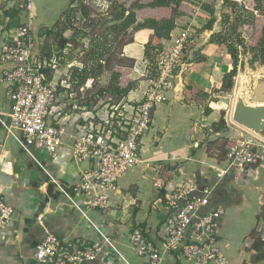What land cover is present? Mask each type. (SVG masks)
Here are the masks:
<instances>
[{
	"label": "crops",
	"instance_id": "0c3cea01",
	"mask_svg": "<svg viewBox=\"0 0 264 264\" xmlns=\"http://www.w3.org/2000/svg\"><path fill=\"white\" fill-rule=\"evenodd\" d=\"M25 3L26 0H0V55L13 43L17 28L36 19L33 5L28 11ZM205 10L196 6L184 22L182 19L176 22L177 31L181 29L180 22L196 31L185 51L184 68L176 71L173 88L167 90L164 100L155 106L150 130L141 140L140 162L119 178L117 190L110 192L111 205L105 211L84 210L82 199L75 198L72 193L71 188L78 182L81 169L92 166V162L77 163L69 146H64L58 150L54 161L50 158V168H46L23 148L21 131L9 127L11 103L6 97V83L1 78L3 72L14 64L0 60V197L13 207L15 214L12 227L0 230V264H30L36 245L50 233L73 246L98 242L101 247L96 257L82 264H146L147 259L131 247L130 235L139 228L154 246L161 245L173 217L166 205L167 192L184 177L199 187L212 190L210 210L223 209L215 234L221 251L230 262L235 264L234 261L248 259L246 257L251 253L260 252L264 236L252 237L251 233L254 229L259 231V225L264 222L262 218L256 219L264 207V164L243 171L227 168L225 156L219 158L206 144L212 138L225 135L214 131L213 125L219 121L220 114L208 99L215 94L214 90L222 83L229 67L222 63V51L218 45L210 41L211 34L218 32L215 24L210 30L203 29L210 17ZM47 11L54 17L52 10ZM143 33H146L147 42L133 40L120 48L116 67L126 78L119 79V85L133 84L120 98L126 103L141 99L147 86L144 67L149 61L145 44L153 34L148 29ZM45 37L42 29L35 55L46 52L48 56L57 52L58 70L45 71L49 80L55 81L57 76L65 79L70 70L72 78L78 80L79 67L71 62L67 63L68 66L62 65L59 61V53L66 47L61 49L58 41L45 47ZM90 79L81 86H90ZM185 86L193 87L188 102L184 99ZM58 90L62 92L63 87L58 85ZM201 95L208 98V104L201 101ZM109 97L113 98L111 94L98 92L94 98L84 96L81 100L80 93H77L70 104L78 100V103L92 107ZM96 98L95 103L86 104V100ZM116 99L115 96L112 101ZM232 132L225 137L236 139L238 143L241 137ZM68 195L74 197L72 201ZM255 240L260 243L258 249L251 248ZM164 261L165 264H188L175 253L164 256Z\"/></svg>",
	"mask_w": 264,
	"mask_h": 264
},
{
	"label": "built area",
	"instance_id": "2783aa9c",
	"mask_svg": "<svg viewBox=\"0 0 264 264\" xmlns=\"http://www.w3.org/2000/svg\"><path fill=\"white\" fill-rule=\"evenodd\" d=\"M25 8L32 10L31 0H26ZM30 31V22L20 25L13 43L0 55L1 62L14 64L1 77L11 103L9 127L21 131V144L33 159L34 151H41L54 161L58 150L69 146L77 163L92 162V166L81 169L72 193L82 199L84 210L105 211L111 205L110 192L117 190L119 178L140 162L141 140L150 130L152 112L164 100L165 92L173 88L176 71L184 68V50L196 31L190 26L181 28L165 46L152 53L154 61L144 67L147 86L141 99L126 103L109 97L92 107L78 100L70 104L77 84L71 70L65 79L57 76L55 81L49 80L45 71L58 70L57 52L32 55ZM58 85L63 87L62 92ZM80 99L84 100L83 94ZM224 159L227 168L238 171L264 164V140L254 135L242 136L226 150ZM211 191L182 178L167 192L166 205L173 217L161 245L154 246L135 228L130 235L133 250L147 259L146 264H165L164 256L172 253L188 264H230L215 235L223 209L203 212ZM81 213L85 215L83 210ZM13 214V207L0 197V230L12 227ZM105 241L109 243L107 238ZM100 247L98 242L73 246L50 233L36 245L30 264H82L94 259Z\"/></svg>",
	"mask_w": 264,
	"mask_h": 264
},
{
	"label": "rangeland",
	"instance_id": "374dc122",
	"mask_svg": "<svg viewBox=\"0 0 264 264\" xmlns=\"http://www.w3.org/2000/svg\"><path fill=\"white\" fill-rule=\"evenodd\" d=\"M231 1H234L236 4H224L223 0H184L181 3L184 15L177 16L178 19L183 20L181 22H184L186 16L193 14L194 7L202 6V9H206L205 12L210 16L209 19L212 17L214 18L213 25L215 24L217 30L224 35L226 34L228 42L238 50L239 61L237 74L233 78V87L230 90L220 92L218 91L220 88L219 85L214 90L215 94L212 95L210 99L201 95V101L207 103L206 98L208 101H212L213 105L216 106V109L219 111L220 116L223 115L225 120V135H222L217 139L212 138L206 143L208 146L210 145L209 148L213 149V152L217 154L219 158L225 156L227 147L237 144L236 139L231 140L229 139L230 137H225L230 134L231 130L240 137L252 136L251 133L231 120L238 76L242 75L246 68L250 71L256 72L264 70V65L259 62H255L253 65L249 64L251 53L249 52L248 46V28L239 29L238 26L232 28V25L238 18L241 20L244 19L246 24L253 22V27H258L259 24L264 26V0ZM73 2L72 9L69 13L63 17L55 27H52L50 33L46 32L44 44L45 47L46 44H55L58 41L59 34L69 40V44L66 45L65 50L59 53V56L61 57L59 61L62 62V65L71 62L79 68L86 67L90 76L94 77L91 83L92 85L90 84L91 87L89 85H84L85 89L83 91L77 90L74 86L73 95L80 93V95L84 94L87 98H94L102 87L109 84L111 73L115 72L119 74V79L126 78V75L122 73L123 71L119 72L116 67L120 59V48L122 44L128 40L141 39L144 40V42H147L145 40L146 33H143L146 29L131 25L127 30L117 32L111 28L112 25L116 24L114 16L120 13L121 7L125 5L128 10H131L134 8L137 0H74ZM254 6L257 8L256 10L253 9L255 8ZM81 11L85 12L86 15ZM171 11L172 10L170 9H165V13H170ZM154 13L155 11H147L144 13V17H149L154 15ZM135 14H137V11ZM227 14L229 17L226 20ZM209 19H207V21ZM142 20V17H137L136 23L141 22ZM181 22V28L188 25L185 26ZM224 22L225 26L223 29L222 23ZM151 38L153 39V37L150 36V41L148 42H153ZM149 53L148 61L151 63L153 61L152 51H149ZM44 54L47 55L46 52ZM72 68H75V66ZM77 77L80 78V75ZM34 155L43 166L50 168L51 162L47 155L41 151H34ZM262 190L264 192V188H262ZM262 210L260 212H262L261 215L264 218V207ZM246 216L247 215L244 214L245 219ZM13 217H15V214H13ZM257 234L258 238L264 236V222H262V225H259V231L254 229L251 236L256 237ZM245 251H247V249ZM246 258L248 259H240L239 263L264 264V244L260 246V252L256 251L251 253L250 256Z\"/></svg>",
	"mask_w": 264,
	"mask_h": 264
},
{
	"label": "trees",
	"instance_id": "16d2710c",
	"mask_svg": "<svg viewBox=\"0 0 264 264\" xmlns=\"http://www.w3.org/2000/svg\"><path fill=\"white\" fill-rule=\"evenodd\" d=\"M73 1L74 0H32L33 9L36 11L37 14L36 19H32L31 22L30 34L33 41L32 55H35V52L37 51V40L40 37V32L42 31V29H44L45 34L46 32L50 33L52 27H55L59 23L60 19L65 17L72 9V5L74 3ZM182 1L184 0H137L134 5V8L131 10H128L125 5L121 7L120 13L114 16L116 24L112 25L111 28L117 32H123L127 30L131 25H135L134 27L150 30L153 34V42H148L145 44V55L146 58L149 60V51L155 53V51L160 50L164 46V43H167L170 40L171 35L177 34L176 26H178V24L176 22L177 20H179L177 16L184 15V10L181 6ZM223 3L234 5L236 4L234 1L231 0H223ZM254 7L255 8L253 9L256 10V6ZM166 8L172 11L170 13H165ZM47 10H52L54 17L50 16ZM136 11L137 14H135ZM147 11H155V13L154 15H151L149 17H144V13ZM83 13L84 15H86L85 12ZM137 17H142L143 20L141 22L136 23ZM228 17L229 16L227 14L226 20ZM245 22L246 21L244 19L241 20L240 18H238L232 25V28L236 26H238L239 29L248 28V46L249 52L251 53V59L249 60V64L253 65L255 62H259L260 64L264 65V26H261L259 24L258 27H253V22L248 24H246ZM213 23L214 18L212 17L205 23L203 29H212ZM224 26L225 22L222 23V28ZM132 41L133 40H128L122 45ZM210 41L218 45L219 49L222 51V63L229 67V71L224 75L218 91L221 92L225 90H230L233 87V78L237 74V67L239 61L238 50L236 47L232 46L228 42L227 35H224L222 34V32L219 31L211 34ZM57 43L58 46L63 49L64 47H66L67 44H69V40L59 34ZM185 51L186 49L184 50L183 59L185 58ZM79 75L80 78L78 77L77 84L75 86L77 88H79L83 84V82H85L86 79H94L93 76H90V73L87 71L86 67H82L80 69V73L77 76ZM119 84V74L113 72L111 73L109 84L98 92H105L107 95L111 94L113 98H115L116 96L117 99L115 102H117L120 100L121 97L125 96L128 90L133 86L131 82H128L125 86H120ZM192 88L193 87L190 86H185L184 88V99L186 102L189 101L188 96L191 95L193 92ZM90 101H93L95 103L97 101V98L86 100V104ZM213 127L215 129L214 131L216 132L225 131V120L223 118V115L220 116L219 121L215 123ZM225 163L227 165V161H225ZM209 203L210 202L208 201V204L205 206L203 212L206 213L211 211ZM260 218L264 219L262 215L258 214V216H256V219L258 220ZM259 245L260 243L255 240L252 243L251 248L258 249ZM234 263L240 264L237 261H234ZM230 264H233L232 261L230 262Z\"/></svg>",
	"mask_w": 264,
	"mask_h": 264
},
{
	"label": "water",
	"instance_id": "95a60500",
	"mask_svg": "<svg viewBox=\"0 0 264 264\" xmlns=\"http://www.w3.org/2000/svg\"><path fill=\"white\" fill-rule=\"evenodd\" d=\"M231 120L264 140V70L246 68L243 72L234 96Z\"/></svg>",
	"mask_w": 264,
	"mask_h": 264
},
{
	"label": "bare ground",
	"instance_id": "6f19581e",
	"mask_svg": "<svg viewBox=\"0 0 264 264\" xmlns=\"http://www.w3.org/2000/svg\"><path fill=\"white\" fill-rule=\"evenodd\" d=\"M242 75H239L236 82V88H238L240 82H241ZM236 90V89H235ZM235 92V91H234Z\"/></svg>",
	"mask_w": 264,
	"mask_h": 264
}]
</instances>
